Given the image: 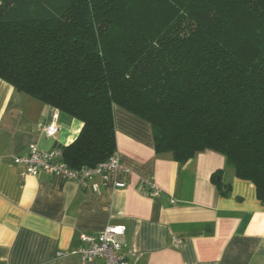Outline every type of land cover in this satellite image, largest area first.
I'll list each match as a JSON object with an SVG mask.
<instances>
[{
  "label": "trees",
  "instance_id": "1",
  "mask_svg": "<svg viewBox=\"0 0 264 264\" xmlns=\"http://www.w3.org/2000/svg\"><path fill=\"white\" fill-rule=\"evenodd\" d=\"M0 3V79L83 123L61 146L70 168L117 155L119 106L159 155L224 156L264 206V0Z\"/></svg>",
  "mask_w": 264,
  "mask_h": 264
},
{
  "label": "crops",
  "instance_id": "2",
  "mask_svg": "<svg viewBox=\"0 0 264 264\" xmlns=\"http://www.w3.org/2000/svg\"><path fill=\"white\" fill-rule=\"evenodd\" d=\"M50 123L53 137L38 129ZM114 123L122 169L99 192L49 173L22 177L16 157L31 145H70L83 123L0 79V264H82L80 235L117 225L141 256L134 264H264V206L252 182L213 151L183 164L157 154L151 124L119 106ZM219 171L227 191L211 180Z\"/></svg>",
  "mask_w": 264,
  "mask_h": 264
},
{
  "label": "built area",
  "instance_id": "3",
  "mask_svg": "<svg viewBox=\"0 0 264 264\" xmlns=\"http://www.w3.org/2000/svg\"><path fill=\"white\" fill-rule=\"evenodd\" d=\"M57 118V116H56ZM38 129L47 137L55 136L59 127L55 123L48 125L39 124ZM63 150L55 147L52 150H41L35 145L29 146L27 153L15 158V163L21 168V176L38 177L49 173L62 180L71 181L82 187L97 193L101 186L106 184L108 176L112 172L122 169V163L116 155L108 161L96 167H83L72 169L64 162ZM148 195L155 197L158 190L152 186ZM125 184L118 183L117 187L123 188ZM126 233L123 225L108 226L95 234H81L80 247L76 253L81 256L82 264H95L97 260H103L104 264H134L140 259L134 249L121 241ZM180 244V241H177ZM61 255V254H60Z\"/></svg>",
  "mask_w": 264,
  "mask_h": 264
},
{
  "label": "water",
  "instance_id": "4",
  "mask_svg": "<svg viewBox=\"0 0 264 264\" xmlns=\"http://www.w3.org/2000/svg\"><path fill=\"white\" fill-rule=\"evenodd\" d=\"M0 5H1V3H0Z\"/></svg>",
  "mask_w": 264,
  "mask_h": 264
}]
</instances>
